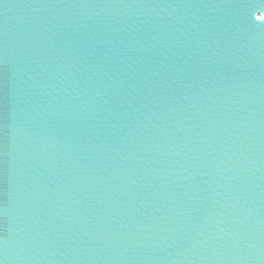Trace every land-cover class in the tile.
<instances>
[{
	"label": "water",
	"instance_id": "1",
	"mask_svg": "<svg viewBox=\"0 0 264 264\" xmlns=\"http://www.w3.org/2000/svg\"><path fill=\"white\" fill-rule=\"evenodd\" d=\"M264 0H0V264H264Z\"/></svg>",
	"mask_w": 264,
	"mask_h": 264
},
{
	"label": "snow or ice",
	"instance_id": "2",
	"mask_svg": "<svg viewBox=\"0 0 264 264\" xmlns=\"http://www.w3.org/2000/svg\"><path fill=\"white\" fill-rule=\"evenodd\" d=\"M258 21H264V14L258 15L255 17Z\"/></svg>",
	"mask_w": 264,
	"mask_h": 264
}]
</instances>
